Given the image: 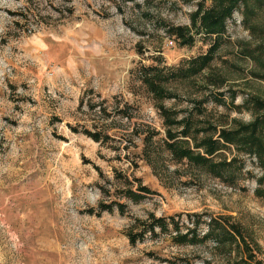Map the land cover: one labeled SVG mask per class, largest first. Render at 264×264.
Listing matches in <instances>:
<instances>
[{
  "label": "rangeland",
  "instance_id": "374dc122",
  "mask_svg": "<svg viewBox=\"0 0 264 264\" xmlns=\"http://www.w3.org/2000/svg\"><path fill=\"white\" fill-rule=\"evenodd\" d=\"M197 2L0 0V264H218L211 241L179 245L160 229L134 244L128 237L152 213L174 215L185 228L194 212L240 222L264 260L261 166L234 146L214 157L238 158L234 182L176 160L158 109L159 102L194 108L192 99L209 94L204 75L215 70L225 80L211 87L225 93L227 105L209 100L210 117L226 126L250 121L251 111L235 109L228 90L238 91L239 106L251 95L264 99V80L251 75L255 65L240 49L263 37L252 36L236 12L211 68L166 84L179 97L159 101L140 79L143 65L169 74L208 50L211 38L199 34L194 44L179 46L167 30L189 25ZM253 20L264 29V6ZM126 104L130 117L120 113ZM70 125L112 138L98 142ZM152 130L159 133L143 141ZM137 178L153 193L133 201L125 196ZM115 199L126 203L124 213L86 211Z\"/></svg>",
  "mask_w": 264,
  "mask_h": 264
},
{
  "label": "trees",
  "instance_id": "16d2710c",
  "mask_svg": "<svg viewBox=\"0 0 264 264\" xmlns=\"http://www.w3.org/2000/svg\"><path fill=\"white\" fill-rule=\"evenodd\" d=\"M263 6L264 0H198L196 9L191 13L189 25L168 24L167 30L179 46L194 44L199 34H202L204 40L211 38L212 43L205 53L192 57L185 66L169 70V74H166L164 69L158 65H143L140 79L148 92L159 101L166 98H177L179 94L169 89L166 86L167 83L191 80L211 68L221 46L222 38L227 31V21L236 12L240 13L242 24L252 36L263 37L255 44H241L240 49L242 57L248 58L255 65L250 72L251 75L264 80V29L253 20ZM214 71L204 75L205 87L209 94L192 99L194 108L171 110L159 102L158 109L163 115L164 126L167 128L165 145L176 160L186 159L200 166H206L213 176L232 182L235 181L240 171L235 167L238 158L234 157L230 161L227 159L214 161V157L222 150L234 146L238 152L253 156L263 169L262 175L256 180L260 185L256 191L259 196L264 197V189L261 188L264 185V99L251 95L244 99L242 106H239L235 104L238 91L229 88L230 103L235 109L244 107L251 111L252 119L250 121L233 119L229 126L219 124L210 117L206 107L209 100L227 105L224 100L225 93L216 89L224 82L225 77ZM212 85L216 88L211 87ZM209 95L213 98L209 99ZM130 109L131 106L127 105L126 108L120 110V113L130 117L128 112ZM70 127L74 132L83 131L98 142H105L112 138L101 129L91 130L85 127L80 130L78 126L70 125ZM158 133L152 130L150 135L144 134L142 140L151 142L154 135ZM139 156L147 161L145 151H142ZM239 167L242 169L243 163L239 164ZM137 181V187L130 186L125 196L133 201H140L147 194L153 193V190L143 184L140 178H137ZM101 189L102 192L108 193L105 186H101ZM114 209L124 213L126 203L120 199L111 202L101 201L98 207H89L86 211L89 214L101 215L104 211L111 212ZM186 219L190 224L187 222L188 224L183 228L174 215L156 216L152 213L148 220L139 221L138 231H130L128 237L134 244L144 240L148 232L155 233L156 229H160L169 234L172 240L179 245L213 242L214 256L222 259L218 264H264L252 238L240 222L226 215L214 216L210 212L188 213ZM170 261L173 262V260ZM203 264H212V262L204 260Z\"/></svg>",
  "mask_w": 264,
  "mask_h": 264
},
{
  "label": "built area",
  "instance_id": "2783aa9c",
  "mask_svg": "<svg viewBox=\"0 0 264 264\" xmlns=\"http://www.w3.org/2000/svg\"><path fill=\"white\" fill-rule=\"evenodd\" d=\"M173 43V41H171Z\"/></svg>",
  "mask_w": 264,
  "mask_h": 264
}]
</instances>
